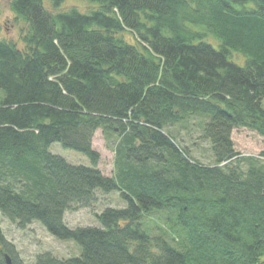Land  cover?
<instances>
[{"label":"trees","instance_id":"1","mask_svg":"<svg viewBox=\"0 0 264 264\" xmlns=\"http://www.w3.org/2000/svg\"><path fill=\"white\" fill-rule=\"evenodd\" d=\"M89 1V12L11 1L28 23L27 52L0 40L1 214L81 247L68 258L43 252L36 264H264V161L239 155L247 169L233 166L231 138L236 127L264 136V0ZM193 116L214 165L188 158L173 137ZM98 130L116 152V176L98 168ZM55 143L91 166L54 154ZM97 191H118L127 206L106 207L101 226L70 227L67 210ZM154 211L177 241L142 228ZM6 254L21 264L0 226V264Z\"/></svg>","mask_w":264,"mask_h":264},{"label":"rangeland","instance_id":"2","mask_svg":"<svg viewBox=\"0 0 264 264\" xmlns=\"http://www.w3.org/2000/svg\"><path fill=\"white\" fill-rule=\"evenodd\" d=\"M11 1L0 0V40L13 41L20 50L27 52L24 36L28 30V23L16 18L11 9ZM52 2V0H45L46 7L52 12L68 11L74 7L82 12H89V10L96 8L89 0H64L58 7H55ZM126 38L128 41L134 42L135 36L127 33ZM208 41L216 48H220V41L213 35L209 37ZM231 58L240 64L246 62V57L237 52H233ZM3 93V90H0V95ZM188 120V123L182 125L183 127L176 125L171 128L174 139L181 149L186 151L188 158L206 166L214 165L211 141L204 137L203 128L200 127L204 123L202 117L193 116ZM231 136L237 153V156L232 160L233 166H240L243 170L247 169L246 162H236L239 155L256 156L264 159V154H262L264 153V136L257 131L245 127H236ZM110 145L111 143L107 141L102 130H98L93 140L94 149L101 154L98 168L104 175L111 177L117 174V159L116 152ZM50 150L54 154L63 156L70 163L91 166V161L87 156L74 150L65 149L59 143L53 144ZM109 206L122 208L126 207L127 203L118 191L111 193L97 191L95 199L89 205L75 203L71 210H67L65 221L73 228L101 226L97 214ZM141 225L153 236L162 235L169 240H172V237L176 240L179 236L172 231V223L167 220L164 212L154 211L145 215L141 220ZM0 226L7 239L15 246L18 254L17 259L21 264H36V257L43 252L52 253L58 258H68L81 253V247L76 241L62 240L51 235L39 222H33L22 229L0 212Z\"/></svg>","mask_w":264,"mask_h":264},{"label":"water","instance_id":"3","mask_svg":"<svg viewBox=\"0 0 264 264\" xmlns=\"http://www.w3.org/2000/svg\"><path fill=\"white\" fill-rule=\"evenodd\" d=\"M5 259H6L7 264H12L13 263L12 262V257L9 254L5 255Z\"/></svg>","mask_w":264,"mask_h":264}]
</instances>
